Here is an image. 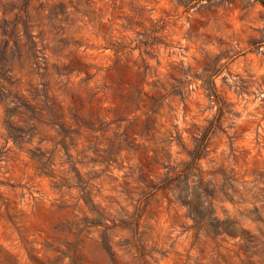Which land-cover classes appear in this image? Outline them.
Listing matches in <instances>:
<instances>
[{
	"label": "clouds",
	"instance_id": "1",
	"mask_svg": "<svg viewBox=\"0 0 264 264\" xmlns=\"http://www.w3.org/2000/svg\"><path fill=\"white\" fill-rule=\"evenodd\" d=\"M0 264H264V0H0Z\"/></svg>",
	"mask_w": 264,
	"mask_h": 264
}]
</instances>
